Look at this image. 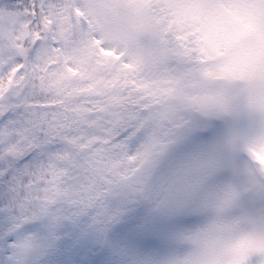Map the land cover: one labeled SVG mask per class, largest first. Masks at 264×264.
I'll return each mask as SVG.
<instances>
[{"label":"snow or ice","instance_id":"snow-or-ice-1","mask_svg":"<svg viewBox=\"0 0 264 264\" xmlns=\"http://www.w3.org/2000/svg\"><path fill=\"white\" fill-rule=\"evenodd\" d=\"M176 31L157 37L171 44L161 79L100 27L92 0H0V264H30L33 254L43 258L31 264H56L45 250L67 222L106 231L125 213L139 218L137 208L150 209L142 228L175 249L160 264H181V241L204 209L241 195L264 208V135L247 149L239 190L208 187L214 160L160 168L195 120L211 117L183 94L211 75L202 48L183 49ZM257 75L264 82V65Z\"/></svg>","mask_w":264,"mask_h":264},{"label":"rangeland","instance_id":"rangeland-1","mask_svg":"<svg viewBox=\"0 0 264 264\" xmlns=\"http://www.w3.org/2000/svg\"><path fill=\"white\" fill-rule=\"evenodd\" d=\"M92 3L96 5L100 27L119 40L124 50L127 42L123 36L132 32L135 23H140L141 35L153 41L154 52L163 49L157 42L159 34L163 33L166 40L173 29H178L173 39L184 49L200 46L201 59L217 54L214 63L201 60L206 65L204 71L211 74L208 82L202 79L193 84L192 81L183 90L185 96L211 117L197 118L161 161L160 168L164 174H170L193 160H214L217 166L207 183L216 191L246 177L250 159L245 150L258 144L264 135V119L242 103V97L247 101L264 100V82L257 75L264 65V0H92ZM102 43L108 47L105 41ZM166 44L170 43L166 41ZM129 52L136 57L134 52ZM144 60L143 57L142 63ZM170 60L171 57L165 58L161 64L168 69ZM242 73H249L254 83L243 82ZM220 75L226 77L224 85L216 86L209 81ZM234 131L239 133L234 138L239 147L226 151L225 140ZM133 212H140V217L125 213L106 231L91 230L82 223L69 221L50 244L51 251L57 256L61 244L69 261L87 264H142L146 258L160 264L159 259L175 249L159 233L142 228L150 209L137 208ZM136 219L140 222L127 227ZM72 235L79 237V241L66 240ZM74 246L78 247L77 251ZM106 247L110 248L107 253ZM37 257L35 254L29 257L30 264Z\"/></svg>","mask_w":264,"mask_h":264},{"label":"clouds","instance_id":"clouds-1","mask_svg":"<svg viewBox=\"0 0 264 264\" xmlns=\"http://www.w3.org/2000/svg\"><path fill=\"white\" fill-rule=\"evenodd\" d=\"M242 103L264 119V100L247 101L242 97ZM238 134L229 133L224 143L226 151L239 147L234 139ZM246 179L242 177L229 187L239 190ZM201 215L203 219L181 242V264H251L253 257H264V208L245 206L241 195L222 210L209 206Z\"/></svg>","mask_w":264,"mask_h":264},{"label":"trees","instance_id":"trees-1","mask_svg":"<svg viewBox=\"0 0 264 264\" xmlns=\"http://www.w3.org/2000/svg\"><path fill=\"white\" fill-rule=\"evenodd\" d=\"M141 30L138 28L137 31L131 35L128 33L127 35L129 37H126V42H127V50L132 51L135 53L136 57L141 60L142 58H145V70H151L152 73H156L161 79H165L162 74L168 72V69L165 68L161 63V59L169 57L168 51L171 49V45L167 44L166 48H163L161 52L154 54L153 47L154 44L151 43L150 40H148L144 34L141 35ZM130 36H133L130 38ZM182 47V46H181ZM184 49V47H182ZM187 50V48H185ZM102 55H106V53H102ZM203 59V58H202ZM201 59V60H202ZM154 61V62H153ZM152 63V64H151ZM150 64V65H147ZM150 67V69H149ZM225 75H220L217 77L216 81V86L224 85L225 84ZM229 82V81H228ZM196 81H193V84H196ZM59 248H63L62 245H59ZM54 256V254H53ZM56 257V264H60L61 261H69V258L65 255L62 254L60 256H55ZM43 257H41L42 259Z\"/></svg>","mask_w":264,"mask_h":264}]
</instances>
